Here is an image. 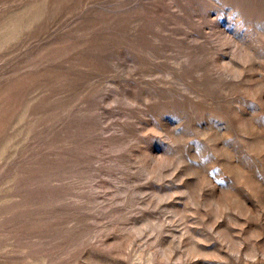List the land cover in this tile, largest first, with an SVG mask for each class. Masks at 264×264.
Masks as SVG:
<instances>
[{"label": "rangeland", "instance_id": "rangeland-1", "mask_svg": "<svg viewBox=\"0 0 264 264\" xmlns=\"http://www.w3.org/2000/svg\"><path fill=\"white\" fill-rule=\"evenodd\" d=\"M0 264H264V0H0Z\"/></svg>", "mask_w": 264, "mask_h": 264}]
</instances>
